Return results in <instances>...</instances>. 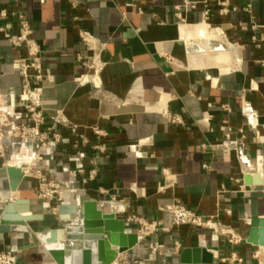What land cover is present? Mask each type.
Listing matches in <instances>:
<instances>
[{
	"label": "crops",
	"instance_id": "obj_1",
	"mask_svg": "<svg viewBox=\"0 0 264 264\" xmlns=\"http://www.w3.org/2000/svg\"><path fill=\"white\" fill-rule=\"evenodd\" d=\"M243 5L241 0H0V10L21 11L29 20L45 69L39 91L46 127L61 138L44 150L42 165L48 180L60 184L59 196L42 199L38 181L24 176L12 199L30 201L31 214L42 220L29 223L35 233H0V251L15 254L18 264H43L38 237L60 226L59 207L96 201L140 239L112 264H179L180 253L195 248L209 249L213 264H223L232 253L242 264H264V249L247 242L251 219H264V0L252 2L250 15ZM2 25L17 33L14 19ZM80 31L92 37L91 47L80 41ZM221 52L229 57L228 69L215 66L227 63L226 55L211 57ZM0 57V108L16 112L25 94L14 61L26 52L13 50L0 34ZM77 57L94 61L95 70ZM166 114L178 115L183 125L170 124ZM94 127L107 133L105 152L89 149ZM72 128L90 143L86 174L96 170L84 184L81 177L75 182L69 177ZM4 147L0 168L20 164L17 159L35 150L18 152L7 140ZM248 174L258 175L262 184L246 185ZM174 205L213 218L242 242L231 247L211 231L173 226L166 207ZM131 217L157 223L156 233L140 237ZM174 241L181 245L176 256L170 253ZM154 243L166 250L163 256L152 254Z\"/></svg>",
	"mask_w": 264,
	"mask_h": 264
},
{
	"label": "built area",
	"instance_id": "obj_2",
	"mask_svg": "<svg viewBox=\"0 0 264 264\" xmlns=\"http://www.w3.org/2000/svg\"><path fill=\"white\" fill-rule=\"evenodd\" d=\"M16 2L20 0H15ZM244 2L243 11L247 14L252 13V2L255 0H241ZM128 7L133 5L128 4ZM141 13V10L138 9ZM14 19L18 25L17 33L13 34L2 25L3 21ZM0 34L8 42L13 50L24 49L26 57L24 59H16L14 64L17 67L20 75L24 78L23 91L25 98L21 103L19 111H12L0 108V158H4L6 151L4 142L9 141L10 145L18 152L27 151L31 146L35 150L26 159H22L21 163H28L26 168L22 169L23 177L30 176L36 179L39 183L41 197L44 200H53L59 196L61 192L60 184L55 180H48L43 171L44 150L49 144H57L61 138L58 133H54L52 128L46 127L44 108L40 94V86L45 80V69L41 61V51L36 41L32 37V29L26 15L17 10H0ZM80 41L86 46L91 47L93 44L92 37L85 31L79 32ZM86 66L88 70H95L94 61L87 62L83 57L76 58ZM0 57V65H1ZM170 124L183 125L182 119L178 115L166 114ZM220 131L225 137H229L230 130L222 125ZM74 136L73 149L74 155L71 156V161L74 163V169L69 171L71 181H76L81 177V182L84 184L95 177L96 170L92 169L86 174V169L83 160L86 157L85 149L89 147V141L83 135H80L76 128L71 129ZM92 134L95 139V144L89 147L90 151L101 153L105 152L106 148L104 140L107 133L99 128L94 127ZM206 169L207 166L203 165ZM86 175V177H85ZM166 211L171 214L172 225L176 227L187 226L195 229H204L212 233L224 237L226 242L231 246H236L242 242V237L233 229L226 227L211 217L198 215L183 206H168ZM129 222H136L140 229L138 234L140 237H148L156 233L158 229L157 223H147L142 219L131 217ZM169 232V229H164ZM152 254L163 256L166 253L161 246L154 243L150 246ZM181 245L178 241L172 243L170 253L179 255ZM242 259L232 253L229 259H222L223 264H242ZM0 264H18L17 257L13 253L0 251Z\"/></svg>",
	"mask_w": 264,
	"mask_h": 264
},
{
	"label": "water",
	"instance_id": "obj_3",
	"mask_svg": "<svg viewBox=\"0 0 264 264\" xmlns=\"http://www.w3.org/2000/svg\"><path fill=\"white\" fill-rule=\"evenodd\" d=\"M28 163L0 168V233H35L29 223L42 216L30 212V201L12 199L22 181V169ZM246 185H261L258 175H245ZM22 214V215H20ZM74 216V218H70ZM60 226L37 235V251L43 264H112L118 254L139 244L135 233H126L124 222L113 213H104L96 201L59 207ZM247 242L264 249V219L253 217ZM179 264H213V254L206 248L184 249Z\"/></svg>",
	"mask_w": 264,
	"mask_h": 264
},
{
	"label": "bare ground",
	"instance_id": "obj_4",
	"mask_svg": "<svg viewBox=\"0 0 264 264\" xmlns=\"http://www.w3.org/2000/svg\"><path fill=\"white\" fill-rule=\"evenodd\" d=\"M218 55H226L227 56V58H228V62L226 63V61H218V63L216 62L215 64H213L212 63V65H215V66H218V67H220L221 69H228V67H229V64H230V61H229V57H228V55L226 54V53H224V52H221V53H217V54H215V55H212L211 57H215V56H218ZM213 59V58H212ZM22 162V159H17L16 160V163L17 162ZM263 251V250H262Z\"/></svg>",
	"mask_w": 264,
	"mask_h": 264
}]
</instances>
